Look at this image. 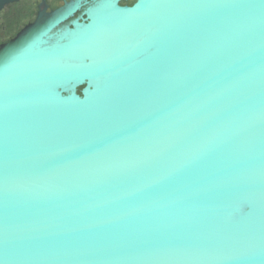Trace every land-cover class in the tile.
Masks as SVG:
<instances>
[{
  "label": "water",
  "instance_id": "obj_1",
  "mask_svg": "<svg viewBox=\"0 0 264 264\" xmlns=\"http://www.w3.org/2000/svg\"><path fill=\"white\" fill-rule=\"evenodd\" d=\"M121 1L0 46V264H264V0Z\"/></svg>",
  "mask_w": 264,
  "mask_h": 264
},
{
  "label": "flooded vegetation",
  "instance_id": "obj_2",
  "mask_svg": "<svg viewBox=\"0 0 264 264\" xmlns=\"http://www.w3.org/2000/svg\"><path fill=\"white\" fill-rule=\"evenodd\" d=\"M73 0H15L0 7V46L12 40L24 27L33 23L39 12L49 14ZM90 1V0H85ZM135 0L121 1L131 6ZM77 11L70 19L82 14Z\"/></svg>",
  "mask_w": 264,
  "mask_h": 264
}]
</instances>
